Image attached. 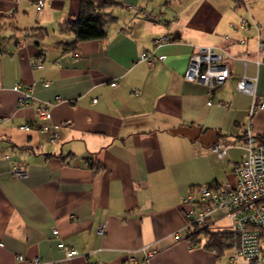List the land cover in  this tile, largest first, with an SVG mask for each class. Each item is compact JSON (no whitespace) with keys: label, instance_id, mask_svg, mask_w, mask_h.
Listing matches in <instances>:
<instances>
[{"label":"crops","instance_id":"crops-1","mask_svg":"<svg viewBox=\"0 0 264 264\" xmlns=\"http://www.w3.org/2000/svg\"><path fill=\"white\" fill-rule=\"evenodd\" d=\"M115 1L101 35L68 49L74 34L58 22L76 15L79 0H42L39 9L36 0H0V153L10 152L0 155V264H122L129 256L130 264H221L186 237L181 199L228 180L244 156L251 96L234 83L255 76V97L264 99L256 48L264 0ZM36 26L38 44L29 36ZM196 45L223 48L229 73L211 90L182 77ZM141 52L162 57L148 64ZM14 83L33 98L19 102ZM38 104L48 105L47 117L36 116ZM249 127L264 136V106ZM223 136L235 144L218 157L209 145ZM18 163L25 175L14 177L9 167ZM58 241L76 253L65 258Z\"/></svg>","mask_w":264,"mask_h":264},{"label":"built area","instance_id":"built-area-1","mask_svg":"<svg viewBox=\"0 0 264 264\" xmlns=\"http://www.w3.org/2000/svg\"><path fill=\"white\" fill-rule=\"evenodd\" d=\"M41 5L42 0H36V8L39 9ZM128 7L136 12L142 11L145 15H150V10L139 5L128 4ZM239 22L245 28L249 24L245 18H241ZM250 23L256 27L258 26L256 21H250ZM224 38H228V35H224ZM166 39L167 37L162 35L155 38L154 43L160 44ZM256 48L262 51V56L258 60L264 63V30L257 31ZM222 51V47L213 45L194 46L183 69V79L201 81L209 90L221 84L229 73L227 65L222 60ZM75 54L74 52L73 55ZM161 57V55L155 56L147 52L139 54V58L148 64ZM255 80V76L242 74L234 83L235 89L249 94L251 100L246 109V127L240 142L245 153L234 166L231 173L232 179L225 180L218 186L196 185L181 199L185 233H190L195 227L230 231L234 238L232 251L227 256V261L230 264H264V143L258 139V136L249 127L251 115L258 108L264 106V99L255 97ZM43 82L47 83L48 80H43ZM114 83L115 81L112 79L110 84L113 85ZM12 88L18 92L19 102H28L33 98L29 87L20 89L19 85L14 83ZM54 97L57 99L59 96L55 95ZM35 113L40 119L47 117L49 114L48 105L38 104ZM27 126V124L20 125L21 128ZM47 126L44 122L38 124L41 130L46 129ZM54 136L55 133L52 132L50 139H53ZM234 144L233 138L223 136L212 142L209 149L218 157H222L226 153L227 147ZM0 155L8 158L10 152L0 153ZM9 173L14 177L25 175L24 163L11 165ZM216 211L220 213L214 214ZM222 218L227 219L228 226L219 224ZM96 232L99 234L104 232L103 223L97 225ZM52 233L54 235L58 233L56 227L52 228ZM57 246L64 251L65 258L76 253L73 247L66 246L62 241H58ZM143 247L146 249V255L154 252V248L149 244ZM17 258L21 260L22 256L17 255ZM133 261V257L129 256L122 261V264H130ZM25 263L37 264L39 260L37 257H33ZM88 264L100 263L91 261Z\"/></svg>","mask_w":264,"mask_h":264},{"label":"trees","instance_id":"trees-1","mask_svg":"<svg viewBox=\"0 0 264 264\" xmlns=\"http://www.w3.org/2000/svg\"><path fill=\"white\" fill-rule=\"evenodd\" d=\"M117 3L115 0H79L76 15L58 22L59 30L73 32L74 34L72 40L63 44L68 49H74L79 40L101 35L104 25L115 19V16L107 8ZM43 35L44 30L40 26L31 28L29 34L36 44L39 43V38ZM256 135L264 143V136ZM243 136L244 130L242 138ZM205 184L210 185L209 183ZM199 234L202 236L199 237ZM186 237L193 244H199L218 256L223 254L225 248L232 247L234 241L229 230H213L208 227H195L190 233H186Z\"/></svg>","mask_w":264,"mask_h":264},{"label":"rangeland","instance_id":"rangeland-1","mask_svg":"<svg viewBox=\"0 0 264 264\" xmlns=\"http://www.w3.org/2000/svg\"><path fill=\"white\" fill-rule=\"evenodd\" d=\"M229 174L230 175H228L225 179H228V180L232 179L231 172ZM219 213H220L219 211H216L214 214H219ZM219 224L228 226L227 219L226 218L220 219ZM200 236L202 235L199 234V237ZM231 251H232V247H228L224 249L223 254H221L219 257L221 264H230L226 259H227V256L231 253ZM238 264H246V263H238Z\"/></svg>","mask_w":264,"mask_h":264}]
</instances>
